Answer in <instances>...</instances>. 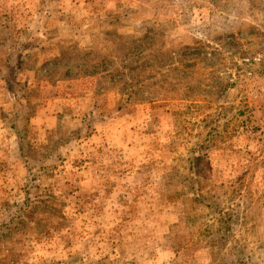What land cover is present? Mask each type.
Listing matches in <instances>:
<instances>
[{
    "label": "rangeland",
    "instance_id": "374dc122",
    "mask_svg": "<svg viewBox=\"0 0 264 264\" xmlns=\"http://www.w3.org/2000/svg\"><path fill=\"white\" fill-rule=\"evenodd\" d=\"M0 264H264V0H0Z\"/></svg>",
    "mask_w": 264,
    "mask_h": 264
},
{
    "label": "trees",
    "instance_id": "16d2710c",
    "mask_svg": "<svg viewBox=\"0 0 264 264\" xmlns=\"http://www.w3.org/2000/svg\"><path fill=\"white\" fill-rule=\"evenodd\" d=\"M27 164H30V162H26V166H28ZM28 167H29V166H28ZM29 170H31V168H30ZM196 200H197L198 202H200V201H201V198H200L199 196H196ZM225 223H227V222L225 221Z\"/></svg>",
    "mask_w": 264,
    "mask_h": 264
}]
</instances>
